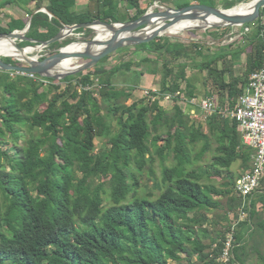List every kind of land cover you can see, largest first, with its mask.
Masks as SVG:
<instances>
[{
	"label": "trees",
	"instance_id": "16d2710c",
	"mask_svg": "<svg viewBox=\"0 0 264 264\" xmlns=\"http://www.w3.org/2000/svg\"><path fill=\"white\" fill-rule=\"evenodd\" d=\"M31 1L36 8L43 4V0H21L23 4ZM75 1L46 0L52 16L44 11L32 14L25 35L44 41L56 35L62 24L93 19L127 21L146 11L140 0H93L94 7L81 13L73 10ZM120 1L134 13L117 15ZM235 1L242 0H224L222 6L230 8ZM263 17L264 7L250 38L243 34V44L212 53L202 64L212 72L210 65L218 56L237 58L252 46L246 53L244 79L221 82L227 87L230 104L242 92L249 73L264 66ZM23 27L24 23L12 20L7 27L0 25V32ZM76 30L84 35L91 32L89 28ZM32 43L22 40L18 44ZM58 44L53 42L47 48ZM187 45L206 57L201 42L157 36L136 45L146 48L149 56L105 68L101 63L111 54L106 55L90 69L61 79L64 87L51 77L0 70V264H221L218 257L231 223L218 230L213 226L218 221L208 219L206 213L218 210L219 218L227 221L229 211L241 205L242 199L234 193L235 180L241 174H235L231 166L239 160L243 171L249 168L252 149L242 144L234 119L218 112L206 115L205 130L189 111L175 105V112L168 115L160 104L165 93L185 91L189 98L194 97L186 77L188 65L180 59L190 57ZM3 59L14 62L10 57ZM133 64L145 65L153 74L164 70L159 93L151 92L156 95L154 100L121 101L128 93L117 89L113 78ZM219 76L223 79V71ZM181 81H185V89ZM43 82L48 83L46 90L41 88ZM71 83L77 88L69 93ZM115 115L120 128L111 132L106 118ZM23 128L27 137L19 146ZM97 136L107 137L109 148L94 152ZM9 143L16 148L13 155L3 148ZM207 153L212 158L203 162ZM171 154L174 162L167 165ZM155 155L162 163L160 182L149 167L153 186L159 190L156 196L152 191L140 193L137 179ZM263 184L264 178L250 196L248 221H240L236 227L231 264H245L248 241L258 230L264 233V218L251 221L255 204L264 208ZM254 250L264 264V252Z\"/></svg>",
	"mask_w": 264,
	"mask_h": 264
},
{
	"label": "rangeland",
	"instance_id": "374dc122",
	"mask_svg": "<svg viewBox=\"0 0 264 264\" xmlns=\"http://www.w3.org/2000/svg\"><path fill=\"white\" fill-rule=\"evenodd\" d=\"M4 1V0H3ZM15 0H13L12 2H14ZM18 1V0H16ZM163 2L160 3L161 5H165V6H171V7H177L180 5L184 6L190 3H201L199 1H202V3H206V4H216L219 7H223V1L224 0H215L216 3H213V0H162ZM205 1V2H203ZM251 0H242V1H235L234 5L237 4H241V3H246L249 2ZM1 3V0H0ZM21 3V6H24ZM124 3V2H123ZM144 6L145 8H149L152 7L155 2V0H145L144 2ZM13 4V3H12ZM15 5V4H14ZM233 5V6H234ZM90 6L94 7V2L90 1ZM127 6L125 5H121L119 7V11L121 10L122 12H125ZM128 9V8H127ZM15 10H18L17 8H15ZM130 12V14L132 15V13H134V10L129 11L126 10V15H129L128 13ZM116 13V12H115ZM28 18V17H27ZM29 19V18H28ZM263 21H264V17H263ZM9 24V22L7 23V25H3L2 21H0V25L7 27ZM254 21L251 22V24L249 26H247L248 28H246L244 25H236V26H226L228 27V29H226L225 26L223 27H218V28H207V29H184L181 30L177 33H170V32H165L162 36H167L170 38H176V37H180L182 40H184L185 43H198L201 42V52L206 55V57H202L200 54H198L197 52H195V47L192 45H187L188 49L191 50V55L190 57L187 58H183L181 57V60H185L187 63V68H186V75H188L187 77V81L189 83H192L193 85V91H194V95L196 97V99H198L199 97H203L206 96V93H208V95L213 96L218 103L224 104L227 100V87H222L221 86V82L223 83H230L234 80H240V79H244L245 74V67H246V53H249L252 49V46H248L244 52H240L239 56L237 58H235L234 56H232L231 54H228L224 57H222L220 60H218L216 63H213V65H210V68L213 69L212 72H208L209 68H203L202 64H204V62H206L207 60V55H211L212 53L214 54L217 51H224L226 52L228 49H235L238 45L243 44L244 41H246V38L243 39L240 35L242 31L246 32V36L248 38H250L252 36V33L254 31ZM246 28V29H245ZM91 32H89L88 34L84 35H67L63 40L59 41V44L54 47L53 49H49L47 47H42L39 49H35L32 50L31 52H29V55L32 56H37L39 55V57H42L45 54H48L49 52L53 53L55 50H57L59 47L64 46L65 44L71 42V41H76V40H81V39H85V38H90L94 35V32L92 29H90ZM17 43H19V41L22 40H16ZM22 46H26V45H22ZM122 50H116L115 52H113L111 54V56H109L108 61H111L112 63H114L113 61H131V60H136V58H141L143 57L146 53V48H138L136 47V45H131V46H124L121 48ZM253 50V49H252ZM11 59L14 60V62L17 60L13 57H10ZM121 59V60H120ZM74 62L70 63V66L75 65L77 63L82 62V60H72ZM134 66V64L132 65ZM145 69V67H143ZM121 71H123L124 73L126 72V76L128 75V72H130V70H125L122 69ZM223 71V79H221V77L219 76V72ZM136 73H139L138 70H135ZM164 72L163 69L160 70V76L157 79L154 80L153 84L156 83L157 87L161 86V76L162 73ZM131 72H130V76L127 78L131 77ZM122 77V76H121ZM120 77V78H121ZM122 79V78H121ZM135 79V78H134ZM41 82V81H40ZM56 83L60 84L61 87H64V83H61L59 79L56 80ZM151 84V82H149ZM159 84V86H158ZM185 81H181V85H184ZM70 91L69 93L76 89V85L74 83L70 84ZM48 86L47 82H43V85L41 86V88L43 90H46ZM145 89L151 90V88H147L145 87L144 89H138V92L140 93V96H137L138 94H133L135 95L134 98L139 100L140 98H144L145 102H148V97L147 95H145ZM136 90V89H135ZM135 90L133 92H135ZM157 90V88H156ZM2 91V87L0 86V92ZM96 92H98L95 89L94 95L96 94ZM142 93V94H141ZM70 99V98H69ZM71 100V99H70ZM121 101L124 103H126L127 99H121ZM229 102V101H228ZM127 103H131V101H127ZM126 103V104H127ZM161 105H163L164 107H166L169 111H168V115L173 114V112H175V105L180 106L181 108H185L184 105V99H180L178 98L177 101H175V99H164L161 102ZM103 112L107 111V109L105 107H103ZM193 111L195 114H193ZM193 111H191V115L193 117V120H195L197 123H202L203 124V128L206 130L207 126L204 123V118H205V113H203L201 110L199 111V109H193ZM118 115V114H117ZM117 115L115 116H111V117H107L106 121L110 124L111 126V132H115L117 131L120 126L117 124ZM32 131H37V129L33 128ZM160 132L164 131L163 129L159 130ZM21 133V137L19 138L17 144L19 146L23 145V142L20 143L21 140H23L25 137H27V130L26 129H21L20 131ZM28 133H30V131H28ZM163 135H165V133L163 132ZM164 137V136H163ZM107 137H103V136H97L94 139V152H100L101 150H104L106 148H109V143L106 142ZM159 143H162V140H160ZM200 145L196 146V150L199 148ZM3 148L6 149L7 153L9 155H13L16 148L14 146V144L9 143L7 146H4ZM195 151H193L194 153ZM212 158V155L207 153V158L204 161L209 162L210 159ZM3 159V158H2ZM174 162L173 159V154L170 155V157L167 159V161L165 162V164L167 165H171ZM152 167L154 170V176L155 178L160 182L161 179V173H162V163L160 158L155 155L154 156V161L153 163H147L144 167V171L142 174H137V179L139 180L140 186L138 187V191L140 193H147L148 191H152L154 193V196H156L159 193V190L154 188L153 186V175L149 172V167ZM231 170L235 173V174H241L243 172V169L240 167V161H236L232 164L231 166ZM77 175H81V171L77 170ZM133 177H130V180H132ZM213 180L217 183L219 181V178L215 177L213 178ZM264 186V184H263ZM249 199L246 200V203L248 204ZM236 206V205H235ZM255 214L252 215L251 217V221L252 222H257L259 219L264 218V208L260 203H256L255 204ZM218 214V210H215L213 212H207V218L208 219H216L218 221L217 225H213L215 228H217L218 230H225L224 228L228 226V224L239 220L240 221H248V217H249V210L247 209V205L245 207V209L243 210V212L238 210V207L234 210L229 211L228 213V220L226 221L223 218H219ZM238 222V223H239ZM209 228L212 227V225L208 226ZM254 248H257L260 252H264V233L260 234L259 230L254 234V236L251 237V239L248 241L247 243V258H246V263L245 264H260L262 262V259L258 256V252L254 250ZM193 260H195V258H193ZM184 264H186V261H183ZM9 264V263H8ZM233 264H238V263H233Z\"/></svg>",
	"mask_w": 264,
	"mask_h": 264
},
{
	"label": "water",
	"instance_id": "95a60500",
	"mask_svg": "<svg viewBox=\"0 0 264 264\" xmlns=\"http://www.w3.org/2000/svg\"><path fill=\"white\" fill-rule=\"evenodd\" d=\"M249 2L253 3L252 7L242 12H230L229 9L233 8V6L223 8L206 3H190L180 7H171L161 5L157 2L152 7L147 8L143 14L132 20L104 21L93 19L82 23L62 24L56 35L44 41H36L25 35L30 26V16L22 29L0 32V37L12 38L15 47L23 52L22 56L15 58L17 62H7L3 57L12 56L0 54V70L35 73L61 80L66 76L90 69L103 57L112 54L124 46L146 43L157 36H162L171 27L180 22H191V24L182 27V30L218 28L251 23L259 17L260 9L264 7V0H251ZM40 10L52 16V13L48 11L46 6L38 8L36 11ZM95 24L103 25L110 34L99 36L94 26ZM78 28L92 29L94 35L90 38L71 41L59 47L53 53L49 52L42 57L25 53L27 47H32L33 50L47 47L53 42L63 40L67 35H72ZM18 39L29 40L33 43L21 46L16 41ZM72 43L83 44V47L67 49ZM64 60H70L71 62H74L72 60H82V62L72 65L68 69H62L61 66Z\"/></svg>",
	"mask_w": 264,
	"mask_h": 264
},
{
	"label": "built area",
	"instance_id": "2783aa9c",
	"mask_svg": "<svg viewBox=\"0 0 264 264\" xmlns=\"http://www.w3.org/2000/svg\"><path fill=\"white\" fill-rule=\"evenodd\" d=\"M245 33V31H242L240 36L242 37ZM82 34L78 33V35ZM17 73L35 78V73ZM145 90V95L150 100H154L155 94L159 93V90ZM151 92L155 94L153 95ZM178 94V92L165 93L163 99L179 97L191 103L194 108L196 107L206 115L218 112L223 117L234 119L237 123L242 144L252 149L250 167L241 173L235 180L234 185V193L242 199L238 210L243 212L246 205L249 204V202L248 204L246 203V200L259 188L264 178V66L256 68L249 73L242 92L232 104L228 101L224 104L218 103L210 95L199 97L198 99L196 97H186V99L183 95L178 96ZM193 114H195L194 111ZM238 222L239 220L232 222L225 233V239L218 257L221 264H231L234 233Z\"/></svg>",
	"mask_w": 264,
	"mask_h": 264
},
{
	"label": "crops",
	"instance_id": "0c3cea01",
	"mask_svg": "<svg viewBox=\"0 0 264 264\" xmlns=\"http://www.w3.org/2000/svg\"><path fill=\"white\" fill-rule=\"evenodd\" d=\"M5 1L7 0H1V3H0V21H2L3 25H7V23L9 22V24L12 22L14 23H24V25L27 23L28 21V18H30V16L32 14H34L35 12H37L36 10L38 8H36V3L35 1H31L27 4H23L24 6H21V0H18V1H14V2H6ZM90 1H93V0H76L75 1V5L73 6V10L77 11V12H81V13H87V11L91 8L90 6ZM154 1V0H153ZM159 3H162L163 1L162 0H155ZM145 0H140V5L141 7H143V4H144ZM13 3V4H12ZM15 4V5H14ZM46 0H43V4L41 7H44L46 6ZM121 5H124V3L122 1H120L118 3V14H122V15H125L127 14L126 13V10H129V11H132L133 9H130V8H126L125 12H122L121 10L119 11V7ZM211 5V4H210ZM39 7V8H41ZM15 8H17L18 10H15ZM27 9V10H26ZM30 10H31V13H30ZM41 11V10H40ZM30 13V15L28 16V14ZM130 14V12L128 13ZM131 15V14H130ZM28 17V18H27ZM8 24V25H9ZM2 26V25H1ZM4 27V26H3ZM77 31V30H76ZM74 31L73 35H78V33H83V32H76ZM119 50H122V49H119ZM118 51V50H117ZM218 52H224V51H218ZM147 53V52H146ZM111 56V55H110ZM144 56H149V53L148 54H145ZM143 56V57H144ZM208 57H213V54L211 55H207V60H209L210 58ZM223 56H218V58L214 61V63H216L218 60H220ZM140 58H136V60H138ZM121 60V59H120ZM108 61V58L105 59L102 63H101V66L105 67V68H108L110 65L112 64H119L120 62L122 61H113L114 63H112L111 61L107 62ZM213 65V62L211 63V66ZM145 67V69L143 68ZM187 68V67H186ZM160 69V64L158 66V70ZM135 70H138L139 73H136ZM130 72L132 73L131 74V77L130 78H127L130 76ZM130 72H128V75L126 76V72L124 73L123 71L119 70L113 80H114V85L117 89H120V90H124L128 93V98H127V101H136L137 99L134 98L135 95H133L134 93L135 94H138L137 96H140L139 92H138V89H144L145 87L147 88H151V90H155L156 91V88L157 90H160V86L158 84L159 87H157L156 83L153 84L154 80L159 78L160 76V70L156 73H149L147 72L146 70V66L145 65H142V66H131L130 67ZM122 76V77H121ZM122 79H121V78ZM186 77H188V75H186ZM135 78V79H134ZM151 82V84L149 83ZM190 87L191 89L193 90V85L192 83H190ZM181 87L183 89H185L186 87V83L184 85H181ZM136 89V90H135ZM135 90V92H133ZM179 93V92H178ZM194 93V91H193ZM142 94V93H141ZM184 96L185 98L188 97L186 95V92H182V93H179L178 96ZM194 95V94H193ZM206 95H208V93H206ZM183 97V98H184ZM195 97V95H194ZM143 98V97H142ZM189 98V97H188ZM124 99V98H123ZM187 99V98H186ZM126 101V103H127ZM162 101V100H161ZM160 101V102H161ZM129 104V103H127ZM161 104V103H160ZM184 105H185V108L183 107L182 110L187 112L189 110H192L193 111V105L187 101H184ZM191 105L189 108L188 106ZM163 106V105H162ZM164 107V106H163ZM167 111H169L166 107H164ZM196 113V112H195ZM192 116V115H191ZM205 117H206V114H205ZM207 157V154L205 156V158ZM214 245V244H213Z\"/></svg>",
	"mask_w": 264,
	"mask_h": 264
},
{
	"label": "bare ground",
	"instance_id": "6f19581e",
	"mask_svg": "<svg viewBox=\"0 0 264 264\" xmlns=\"http://www.w3.org/2000/svg\"><path fill=\"white\" fill-rule=\"evenodd\" d=\"M252 2H248V3H241V4H237L234 5L233 8L229 9L230 12H242V11H246L249 10L250 7H252ZM191 24V22H180L179 24H176L175 26L171 27L169 31L170 33H175L178 30H182L181 28L184 27L185 25H189ZM95 28L97 29V32L99 33V36H102L103 34H110V32L106 29V27H104L103 25L100 24H95L94 25ZM83 44L80 43H72L70 44L67 49H76V48H82ZM33 50L32 47H27L25 49V53H29ZM21 51H19L15 45H14V40L10 37H0V54L2 55H10L13 58L22 56ZM71 61L70 60H64L62 62V69H68L70 66Z\"/></svg>",
	"mask_w": 264,
	"mask_h": 264
},
{
	"label": "clouds",
	"instance_id": "9594fccd",
	"mask_svg": "<svg viewBox=\"0 0 264 264\" xmlns=\"http://www.w3.org/2000/svg\"><path fill=\"white\" fill-rule=\"evenodd\" d=\"M156 2V1H155ZM159 3V2H158ZM160 4V3H159ZM207 96V95H206ZM179 98V97H178ZM162 100H164V99H162ZM173 100V99H172ZM194 108V107H193ZM194 109H196V107L194 108ZM189 112H190V114H191V110H189ZM186 113H188V111L186 112ZM253 195V194H252ZM249 201H250V197H249Z\"/></svg>",
	"mask_w": 264,
	"mask_h": 264
}]
</instances>
